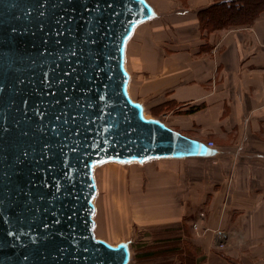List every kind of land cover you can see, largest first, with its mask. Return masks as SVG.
Returning <instances> with one entry per match:
<instances>
[{
    "label": "water",
    "instance_id": "obj_1",
    "mask_svg": "<svg viewBox=\"0 0 264 264\" xmlns=\"http://www.w3.org/2000/svg\"><path fill=\"white\" fill-rule=\"evenodd\" d=\"M146 0H0V264H128L95 236V165L215 150L132 100Z\"/></svg>",
    "mask_w": 264,
    "mask_h": 264
},
{
    "label": "crops",
    "instance_id": "obj_2",
    "mask_svg": "<svg viewBox=\"0 0 264 264\" xmlns=\"http://www.w3.org/2000/svg\"><path fill=\"white\" fill-rule=\"evenodd\" d=\"M150 1L158 16L129 48L131 93L171 102L159 110L169 127L215 143L211 156L191 157L211 163L199 181L205 217L182 234L175 264H264V5L209 29L199 13L223 0Z\"/></svg>",
    "mask_w": 264,
    "mask_h": 264
},
{
    "label": "rangeland",
    "instance_id": "obj_3",
    "mask_svg": "<svg viewBox=\"0 0 264 264\" xmlns=\"http://www.w3.org/2000/svg\"><path fill=\"white\" fill-rule=\"evenodd\" d=\"M146 1L158 14L152 2ZM154 19L138 25L128 42L125 60L127 70L128 67L131 70L128 54L137 30ZM131 72L130 76L132 74L134 77L136 71L132 69ZM129 87H132L131 84ZM133 97L132 100L142 104L144 112H148L150 117L160 119L166 125L170 122L159 111L155 98L144 101L137 95ZM193 159L200 161H189ZM205 160L154 158L145 163H121L113 170L109 180L100 167L109 162H120L105 161L95 165L94 171L99 167L97 175L101 189L97 190L94 198L98 208L93 201L96 208L94 219L98 213L102 226V231L94 230L95 236L109 238L114 243L119 240L130 241L133 254L128 264H171L172 254L170 260L161 255H167L165 251H172L175 240L182 234L189 231L195 233L192 224L205 211L204 201L208 194L199 186V181L206 177L207 171L204 170L211 166Z\"/></svg>",
    "mask_w": 264,
    "mask_h": 264
},
{
    "label": "trees",
    "instance_id": "obj_4",
    "mask_svg": "<svg viewBox=\"0 0 264 264\" xmlns=\"http://www.w3.org/2000/svg\"><path fill=\"white\" fill-rule=\"evenodd\" d=\"M263 5L264 0H223L200 11L201 25L203 28L210 29L226 25L227 19L232 17H241L245 18V20H251ZM170 108L171 102L159 105L160 111ZM180 239L181 237L175 240L172 251H165L168 254L164 256L161 255V257H168V260H170L169 256L172 254L171 264H175V255L184 252L185 247L181 245ZM182 246L184 248H182Z\"/></svg>",
    "mask_w": 264,
    "mask_h": 264
},
{
    "label": "bare ground",
    "instance_id": "obj_5",
    "mask_svg": "<svg viewBox=\"0 0 264 264\" xmlns=\"http://www.w3.org/2000/svg\"><path fill=\"white\" fill-rule=\"evenodd\" d=\"M156 12V11H155ZM130 42V41H129ZM127 67V66H126ZM128 70H129V72L130 73H132L131 72V70L129 69V67H128ZM131 77H132V74H131ZM132 80V79H131ZM131 80H130V83H129V85H128V88H129V92H130V95L133 97V95H132V93H131V88L129 87L130 86V84H131ZM134 98V97H133ZM141 117L143 118V119H145V120H148L149 118H150V115L148 114V112H144V114H141ZM169 126V125H168ZM175 159V158H174ZM121 163H115V162H113V163H111V162H109V163H107V164H105V165H103V166H101L100 168L102 169V171H103V174H104V176L106 177V178H108V180L109 179H111V177H112V173H113V170H115V168H118L117 166L118 165H120ZM99 168V167H98ZM97 168V169H98ZM97 169H95V171H94V178H95V180H96V185H97V190L99 191V189H100V187H99V181H98V175H97ZM95 202V201H94ZM95 204H96V202H95ZM96 207H97V204H96ZM98 208V207H97ZM96 219V218H95ZM98 228V227H97ZM96 228V226H95V232H96V230H98L99 232L100 231H102V226L101 225H99V228L97 229ZM98 237H100V238H103V239H105V240H107V241H109V242H111L112 244H114V245H117L119 242H121V241H123V240H119V241H117V242H112V241H110L109 240V238L107 239V238H105V237H103V236H98ZM110 237V236H109ZM117 237V236H116ZM112 238V237H111ZM133 253H132V249H131V255H132Z\"/></svg>",
    "mask_w": 264,
    "mask_h": 264
},
{
    "label": "built area",
    "instance_id": "obj_6",
    "mask_svg": "<svg viewBox=\"0 0 264 264\" xmlns=\"http://www.w3.org/2000/svg\"><path fill=\"white\" fill-rule=\"evenodd\" d=\"M263 48H264V43H263ZM207 144H208V146H211V147L215 145L214 141H212V140H209V141L207 142ZM199 217H200V218H204V217H205L204 212H201ZM194 228H195V229L198 228V224H197V223L194 224ZM221 246H222V245H221Z\"/></svg>",
    "mask_w": 264,
    "mask_h": 264
}]
</instances>
